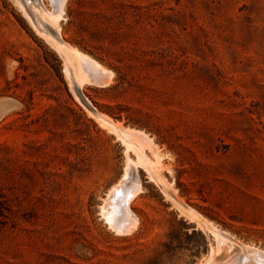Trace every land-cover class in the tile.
<instances>
[{
    "label": "rangeland",
    "instance_id": "rangeland-1",
    "mask_svg": "<svg viewBox=\"0 0 264 264\" xmlns=\"http://www.w3.org/2000/svg\"><path fill=\"white\" fill-rule=\"evenodd\" d=\"M53 1L0 0V264H241L239 243L264 249V0H64L61 37L111 71L81 87L32 24ZM91 110L157 153L143 146L153 167L134 171L129 233L101 206L137 157Z\"/></svg>",
    "mask_w": 264,
    "mask_h": 264
},
{
    "label": "bare ground",
    "instance_id": "bare-ground-1",
    "mask_svg": "<svg viewBox=\"0 0 264 264\" xmlns=\"http://www.w3.org/2000/svg\"><path fill=\"white\" fill-rule=\"evenodd\" d=\"M22 3H23V1H22ZM22 3H21V5H22ZM54 3H55V6L52 5L54 7L52 11L47 10V8L45 9L44 6H43L44 8L41 7V10H39L38 9L39 7L35 6V5H34V7H30V6L27 7V8H29V7L32 8V9H29L32 11H33V9L34 10L36 9L39 11L40 19L38 21L40 22V25H41L42 21L45 22L46 27L49 30V32H48L49 35L46 36L43 29L40 28V26L38 24H37L38 26L35 24V22L37 20H35V22L32 20L34 15H35L34 12H32V13H34V15L30 14V15H32L31 16L32 17V19H31L32 24L34 25L35 29L41 35H43L53 46H55L54 48L57 49L59 51V53L63 56V59L65 61L64 73L68 78H70V79L73 78L74 81L76 82V84L78 85V87H81L83 84H96L98 86L101 85L102 83H104V80L102 79L103 75L106 73H110L111 72L110 69L108 70L103 65H101L97 60H95L91 56L85 54L84 52L80 51L79 49L72 46L71 44H69L65 40H63V38L61 37V34H60L59 21H60V19H62L61 15L63 13L64 0H56V2H54ZM24 4L27 5L26 3H24ZM24 9H23V11H25ZM26 13H29V12H26ZM26 15H28V14H26ZM35 17H36V15H35ZM35 17H34V19H36ZM111 74H109V75H111ZM109 78H110V76H109ZM90 112L93 116H95L100 121L101 124H103V126L104 125L108 126V128L110 130H112L124 142L125 149H126L127 153H128V151H132V152L134 151L136 154L135 157H137V161L133 162V160L130 159L128 164H126L124 166V170H123V173L119 179V182H117L116 185L114 184V186L112 185V187L108 193L107 199L110 198V194L112 192H114L116 197H114L112 199V202L110 204H107L104 202V204L101 206L102 211H103V215H104L106 221L114 228V230L116 232H118V233L128 232L129 233V231L131 229L136 227V222H137V220H136L137 218H136L134 211L132 210L131 203L134 200V198L137 196V194L141 191L139 180L136 178L134 171L137 170L138 165L145 166V167L146 166L153 167L152 162L149 161L150 159H148L146 157V154H144L145 153L144 150H146V149L144 148V150H143V146H145V145H147L148 147L150 146L149 142L146 140V137H148V136H146L147 134H145V132H143L140 129L124 127L121 124V122H119L117 120H113L105 114H102V113L96 114V112L93 113L92 110ZM148 138H150V137H148ZM149 148L152 151L151 153L154 154L155 157H157L156 150L154 149L155 147L150 146ZM160 174H162V173H160ZM166 193H168V191ZM188 213L192 218L197 219V221L199 220L198 215L192 209L188 210ZM201 225H202V227L207 226L205 221H202ZM208 231L217 240H227L228 239V238H226L227 236L224 237L222 234H220L219 232H217L213 228L209 227ZM239 246L241 247L240 250H242V257L244 259V260L242 259L241 264H264V249H260L258 247H255L253 245L246 244V243H239ZM208 261H209V259H208ZM236 261H237V259H236ZM240 261H241V259H240Z\"/></svg>",
    "mask_w": 264,
    "mask_h": 264
}]
</instances>
